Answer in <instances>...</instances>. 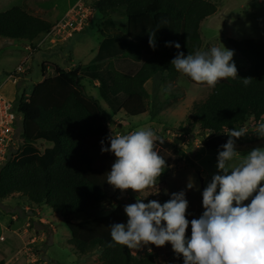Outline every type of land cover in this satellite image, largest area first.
I'll return each instance as SVG.
<instances>
[{
    "label": "trees",
    "instance_id": "obj_1",
    "mask_svg": "<svg viewBox=\"0 0 264 264\" xmlns=\"http://www.w3.org/2000/svg\"><path fill=\"white\" fill-rule=\"evenodd\" d=\"M91 7L100 17L98 33L107 37L110 35L101 30L102 20L113 13L125 17V39L119 41L123 57L138 62L142 51L151 53L134 75L115 71L112 62L107 64L112 74L109 93L124 95L120 109L127 119L147 110L144 84L149 79L156 75L174 78L178 72L171 61L177 53L187 55L200 50L199 25L216 11V5L209 0H96ZM51 28L47 21L20 7L0 12L1 38L32 43ZM150 33L156 34L155 48L149 46ZM226 41L247 65L236 78L222 79L210 87L204 101L192 105L189 118L199 131L208 134L202 147L215 153L222 151L221 146L229 139L224 134L226 129H239L248 119L256 126L264 117V37ZM166 42L179 43L181 47L178 50L166 46ZM40 71L42 80L32 86L29 94L23 88L12 100L21 117L19 139L23 148L16 161L7 160L0 167V202L18 194L32 205L50 207L65 219L70 234L67 244L81 255L98 250L100 264H156L151 252L133 256L126 246H108L113 243L110 226L124 223L127 217L124 203L96 218L68 220L97 209L107 195V173L115 156L101 151V141L104 147H110L108 126L112 117L97 99L84 92L79 69L64 70L54 65V75L48 77L45 65ZM244 78H251L247 86ZM37 141L51 142L52 146L38 153L34 146ZM163 141L155 143L158 154L164 158L161 151H166L180 159L182 154L176 145ZM236 146L244 155L253 147H264V138L256 134L243 136L236 139ZM164 159L167 169L170 162ZM170 198L164 195L158 202L163 205ZM176 264H184L182 254L176 253Z\"/></svg>",
    "mask_w": 264,
    "mask_h": 264
},
{
    "label": "rangeland",
    "instance_id": "obj_2",
    "mask_svg": "<svg viewBox=\"0 0 264 264\" xmlns=\"http://www.w3.org/2000/svg\"><path fill=\"white\" fill-rule=\"evenodd\" d=\"M80 1L90 10L91 4L96 0H0V12L11 7H20L52 26L48 33L32 43L0 37V94L13 101L23 88L29 94L32 86L42 80L41 65H45L46 77L54 75V65L64 70L79 69V83L84 92L97 99L103 110L112 117L108 126L111 134H127L129 131L148 127L162 139L174 143L182 155L178 159L170 152L161 151L170 165L154 186L138 193L131 189L122 192L110 185L103 203L97 209L86 215L69 217L68 220L78 222L96 218L109 213L118 203H124L125 206L136 203L137 198L144 203L153 200L158 202L160 197L171 196L172 193L182 190L188 201L186 218L189 222L199 218L204 211L203 190L211 182L213 175L222 173L217 168L218 153L202 147L208 134L199 131L189 118L192 105L204 101L211 88L190 83L180 73L172 79L156 75L144 84L148 93L147 110L138 117L127 119L120 109L124 95L112 96L109 93L112 74L107 69V64L112 62L115 71L133 75L134 70L139 69L141 62L150 55V51L142 52L143 60L140 63L121 57L124 49L118 41L125 39L126 20L119 13L110 14L102 20L101 30L109 34V38L98 33L100 17L93 9L89 15L85 12L88 17L82 22V27L78 24L67 28L56 26L51 35L55 24L61 22L65 12ZM209 1L216 5V11L199 25L202 41L200 50L207 51L212 46H224L232 50L233 62L238 72L246 67L247 62L232 49L226 38L236 41L263 38L264 0ZM45 37L47 38L43 39ZM19 65L23 71L16 72L17 80L7 79L10 74L15 73ZM169 86L171 91L164 98L161 89ZM242 127L248 129L245 136L255 135L252 119H248ZM34 146L41 153L45 148L51 147L52 143L37 141ZM22 148L23 146L18 154L14 152L11 161L19 158ZM189 183L192 184L191 188L187 187ZM261 186H264V182ZM244 203H250V199ZM127 219L128 217L125 224ZM64 221L50 207L32 205L27 198L18 194L2 200L0 236H4V241L0 243V261L2 264H28L32 261L34 264H100L98 250L81 255L73 246L67 244L70 234ZM186 236H191L190 223ZM144 252H151L156 264H176V252L170 243L161 247L147 244L131 249L133 256Z\"/></svg>",
    "mask_w": 264,
    "mask_h": 264
},
{
    "label": "clouds",
    "instance_id": "obj_3",
    "mask_svg": "<svg viewBox=\"0 0 264 264\" xmlns=\"http://www.w3.org/2000/svg\"><path fill=\"white\" fill-rule=\"evenodd\" d=\"M155 35L149 34L152 48L156 46ZM166 46L178 50L181 47L175 42H166ZM233 55L224 46H212L194 54L178 52L171 65L192 82L215 87L222 79L237 77ZM242 81L247 86L251 78ZM170 91V86L161 89L164 98ZM253 133L264 138V117ZM224 134L229 139L217 157V168L222 174L213 175L203 190L204 211L199 218L190 222L186 218L188 201L183 190L172 193L163 205L137 198L136 203L124 207L127 223L110 226L113 243L108 246L137 249L147 244L161 247L170 243L174 252L182 254L184 264H264V147H253L242 155L236 139L248 134V129H226ZM108 140L110 147H104L102 140L101 151L115 156L107 173L109 185L122 192L131 189L138 193L155 185L166 168L165 159L155 150L157 141L164 142L160 136L151 128L142 127L127 134H111ZM249 199L250 203L245 204ZM189 223L190 238L186 236Z\"/></svg>",
    "mask_w": 264,
    "mask_h": 264
},
{
    "label": "built area",
    "instance_id": "obj_4",
    "mask_svg": "<svg viewBox=\"0 0 264 264\" xmlns=\"http://www.w3.org/2000/svg\"><path fill=\"white\" fill-rule=\"evenodd\" d=\"M92 10V9H90ZM90 10L84 7L82 1L76 2L70 10L65 14L64 18L55 24L51 35L56 29V26H63L67 28L72 24H78L82 27V22L88 17L90 14ZM87 12V15L86 13ZM83 29V28H82ZM81 29V30H82ZM79 30V31H81ZM47 37L43 38L46 39ZM23 71L22 66L19 65L16 68V72ZM14 78L17 80V77L14 74H10L7 79ZM28 97V96H27ZM20 116L15 112L13 108L12 100H9L3 97L0 94V167L7 161L14 158V152L18 154L22 144L20 143L19 133H20ZM19 122V125H18ZM119 134V133H118ZM17 140V143H16ZM21 144L19 146V143ZM4 241V236H0V243ZM38 261V260H37ZM35 262H29L28 264H34Z\"/></svg>",
    "mask_w": 264,
    "mask_h": 264
},
{
    "label": "crops",
    "instance_id": "obj_5",
    "mask_svg": "<svg viewBox=\"0 0 264 264\" xmlns=\"http://www.w3.org/2000/svg\"><path fill=\"white\" fill-rule=\"evenodd\" d=\"M73 5H74V4H73ZM73 5H72L70 8H72ZM70 8H69L68 10H70ZM68 10L65 12V14L68 12ZM53 25H54V24H53ZM87 26H88V25H87ZM102 26H103V22H102ZM69 36H70V34H69L68 36L64 37V39H66V38L69 37ZM113 36L115 37V35H113ZM106 37H107V36H106ZM108 38H109V37H108ZM115 38H116V37H115ZM118 42H119V41H118ZM55 43H56V42H55ZM55 43H54V44H55ZM119 43H120V42H119ZM120 45H121V43H120ZM121 46H122V45H121ZM122 48H123V47H122ZM123 52H124V51H123ZM123 52H122L121 54H123ZM142 52H143V51H142ZM150 55H151V53H150ZM150 55H149L147 58H149ZM121 57H123V56H121ZM124 58H125V57H124ZM147 58H146V59H147ZM125 59H127V58H125ZM146 59L143 60V57H142V55H141V59H140V61H138V62L140 63V62L143 60V61L141 62V65H142V63H143ZM129 60H130V59H129ZM134 62H135V61H134ZM138 62H136V63H138ZM112 64H113V63H112ZM137 71H138V69H137L136 71L134 70L135 73H136ZM135 73H134V74H135ZM78 74H79V73H78ZM134 74H133V75H134ZM79 76H80V74H79Z\"/></svg>",
    "mask_w": 264,
    "mask_h": 264
}]
</instances>
